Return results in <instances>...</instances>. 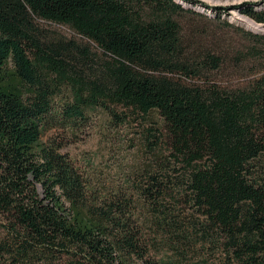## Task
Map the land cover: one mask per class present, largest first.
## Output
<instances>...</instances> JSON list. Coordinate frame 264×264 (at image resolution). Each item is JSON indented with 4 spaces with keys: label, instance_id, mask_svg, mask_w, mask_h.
<instances>
[{
    "label": "trees",
    "instance_id": "16d2710c",
    "mask_svg": "<svg viewBox=\"0 0 264 264\" xmlns=\"http://www.w3.org/2000/svg\"><path fill=\"white\" fill-rule=\"evenodd\" d=\"M181 4L0 0V264H264V34L229 47ZM97 109L145 120L117 190L40 141Z\"/></svg>",
    "mask_w": 264,
    "mask_h": 264
},
{
    "label": "rangeland",
    "instance_id": "374dc122",
    "mask_svg": "<svg viewBox=\"0 0 264 264\" xmlns=\"http://www.w3.org/2000/svg\"><path fill=\"white\" fill-rule=\"evenodd\" d=\"M175 1L208 18V21L201 23L206 28V34L215 36L216 39L221 38L229 47L236 48L244 43L243 32L264 34L263 25L241 13L242 5L253 4L254 9H260L264 7V4L260 5L264 0H243L238 3L234 0ZM214 7L227 8V11L220 14V20L228 23L229 27L214 21L219 12L215 11ZM59 32L71 36L69 30L64 27H60ZM244 78L243 72L234 70H226L219 77L229 85H240L244 82ZM124 112L130 115V112ZM144 123V117L135 115L128 116L121 123L97 109L90 112L86 122L78 127L65 129L58 125L47 126L42 132L40 141L45 145L58 147L59 151L92 181L96 190H117L126 184L128 177L141 170V166L145 163V153L142 148ZM38 191L41 195L40 188Z\"/></svg>",
    "mask_w": 264,
    "mask_h": 264
},
{
    "label": "bare ground",
    "instance_id": "6f19581e",
    "mask_svg": "<svg viewBox=\"0 0 264 264\" xmlns=\"http://www.w3.org/2000/svg\"><path fill=\"white\" fill-rule=\"evenodd\" d=\"M241 1H243V0H234V2H236V3L241 2ZM245 22L248 23V21H245Z\"/></svg>",
    "mask_w": 264,
    "mask_h": 264
},
{
    "label": "water",
    "instance_id": "95a60500",
    "mask_svg": "<svg viewBox=\"0 0 264 264\" xmlns=\"http://www.w3.org/2000/svg\"><path fill=\"white\" fill-rule=\"evenodd\" d=\"M264 4V1L263 2H260V5Z\"/></svg>",
    "mask_w": 264,
    "mask_h": 264
}]
</instances>
